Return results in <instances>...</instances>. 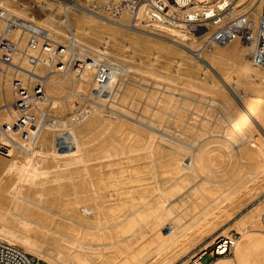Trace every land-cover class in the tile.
<instances>
[{
    "label": "bare ground",
    "instance_id": "bare-ground-1",
    "mask_svg": "<svg viewBox=\"0 0 264 264\" xmlns=\"http://www.w3.org/2000/svg\"><path fill=\"white\" fill-rule=\"evenodd\" d=\"M238 1L224 0L220 5H228L220 27L228 37L219 43L210 34L212 21L193 31L184 22L194 18L192 11L171 5L165 15L148 0L138 4L134 0H50L49 11L41 19L29 14L40 0H0V7L16 23L3 35L15 42L18 51L27 50L28 33L47 39L39 50H28L27 57L0 64V120L12 122L17 114L26 118L16 131L20 137L0 130V149L5 150L0 152V239L18 243L49 264H98L101 257L103 264H143L144 256L132 242L143 228L159 230L163 246L179 241L183 225L194 216L187 218L178 207L203 187L222 183L208 177L212 160L223 158L230 163L250 156L258 161L256 169L263 168L264 147L258 146L261 139L256 130L264 138V67L252 61L255 40H247L234 26H238L237 16L249 7L255 5L262 12L264 0ZM206 10L217 14L212 7L199 9ZM148 44L153 46L152 53L144 51L143 59L136 58L135 49L146 50ZM158 55L163 61L145 59ZM220 62L221 69L236 68V73L231 77L220 73L214 82L203 81ZM181 63H186L182 77L170 69ZM197 65L198 77L192 74ZM239 76L244 84L240 89ZM150 77L158 80L155 87L163 89L151 92L140 86V80ZM15 81L19 83L14 85ZM36 83L43 86V94L33 92ZM175 83L224 91L220 121L212 123L209 113L194 123L187 121L183 113L187 102L173 91ZM136 97L143 98L144 112L153 117L150 130L140 129L144 117L136 118L138 124L133 125L117 115L120 104ZM22 100L23 108L17 110L16 102ZM32 112L35 119L29 121L27 115ZM253 115L262 127L250 126ZM165 122L191 141H171L157 134L156 128ZM140 151L146 167L153 170L158 193L152 202L143 201L141 168L139 174L134 172L139 159L134 153ZM163 171L167 175L158 178ZM113 181L131 183L125 192L135 201L119 217L110 216L108 207ZM180 184L187 186L185 196L167 201V191ZM256 213L250 210L241 221L240 239L232 240L233 260L220 256L209 264H240L242 244L264 257V214L255 222ZM221 222L215 227L217 220H209L204 227L210 225L220 234L193 244L184 255L186 260L169 264L198 258L229 228H224L229 219ZM48 236L52 243L44 242ZM221 244L219 252L224 250Z\"/></svg>",
    "mask_w": 264,
    "mask_h": 264
},
{
    "label": "rangeland",
    "instance_id": "rangeland-1",
    "mask_svg": "<svg viewBox=\"0 0 264 264\" xmlns=\"http://www.w3.org/2000/svg\"><path fill=\"white\" fill-rule=\"evenodd\" d=\"M16 1H18L17 3H30L34 0ZM49 1L50 0H47V2L46 0H40L39 5L34 7L29 14L35 17L36 19H41L44 11H49ZM262 12H264V10ZM152 48V44H148L146 50H141L140 48L139 50L135 49L136 58L143 59V55L146 56V54L142 52L145 51V53L147 54L149 52L152 53ZM130 50H133V45ZM145 59H156L157 62L163 61V57H161L160 55L154 57L149 56ZM243 60L244 58L238 59L239 62H242ZM185 66L186 63L176 65L173 64L171 65L170 69L177 70L179 75L182 77L183 74H185L186 72ZM192 71V74L196 77H198L201 73L200 67L198 65L195 66ZM236 71V68L221 69L220 62L217 63L214 68L209 71L203 81L214 82L220 76V73L225 75V77H231L234 73H236ZM183 79H180L178 83H181ZM157 81L158 80L156 78L150 77L145 81L140 80L139 84L140 86L147 88L151 92L155 90L160 91L163 89L162 86H160L159 88L154 86V83ZM135 82H137V80H135ZM159 82H162L164 84L167 83V81L165 80H161ZM178 83L173 84V86L177 88V90L173 91L176 94H179L187 102V105L183 109L184 115H187L188 117L187 121L194 123L195 121H199L205 116H207L208 113L212 115V117H210L212 123L217 124L218 121H220V118L223 116L224 113V110L221 105L222 101L226 97L224 91L215 93L211 91L212 89L204 90L197 88H189L186 85H178ZM243 85V80L239 76L237 87L240 89L243 87ZM41 88L43 91V87ZM143 104V98L140 97L134 98L133 102L127 100L125 103L120 104V113L117 115L122 117V119L127 120L126 122L133 125L138 124L136 118L144 117L145 119L142 120L143 123L141 124V128L139 126L136 127L140 128L141 130L148 129V126H150L149 119L153 117H150L148 112H144ZM76 106L78 107L79 105ZM232 110L236 111L237 108H233ZM105 115H107V113ZM261 124L260 120L253 115L251 118L250 126L257 127ZM156 129L157 134L164 135L167 139L171 141H191L185 132L180 131L170 123L165 122ZM256 134H258L259 139H261V141L258 142V146L264 147V138L262 134L258 130H256ZM105 135H107V133ZM134 154L139 157V159L135 163V165L138 167H134L135 171H133L139 174V168H141V173L139 174V177H141L143 183V201H151L152 199L154 200L155 195L158 192L154 189L156 186L153 182V170L150 167H146V161L142 157L143 151ZM257 162V159H254L250 156H245L244 158L239 159L235 158L230 163H228V160L223 158H216L212 160L209 163L210 170H212V173L209 174L208 177L213 178L215 180H221L222 183L221 185L210 184L206 187H201L202 189L200 192L192 194L183 206L178 207L177 211L185 213L187 215V218L194 216V218H191V221H188L183 225L182 228L184 235L179 239V241L174 244L166 242V245L163 246L161 244V241H163L162 239L164 237L160 234L159 230L155 228L154 230L149 231L143 228V232L138 235V239H135V241L132 242L133 248H139V250L143 254V264H169L170 262H179L181 260H186L187 257H185L184 255L191 249L193 244L200 243L205 237H210L211 235H213V233L215 236L216 234H220V232L215 233L213 227L210 225H206L204 227V225L207 224V222L212 218H215V220H217L218 222L214 225L215 227H219L221 225L222 219L227 218L230 220L229 224L224 227L229 228L225 231L223 235L219 237L218 241H222V239H225L226 237H231L234 241H238L240 239L239 227L241 226V221L244 219L245 214L252 209H256L257 213L254 219L255 222H259L261 215L264 214V167L261 169H256ZM235 169H237L236 176L230 178V175L235 171ZM162 170H164V168H162ZM163 172L164 173L162 174H158V178L161 179L162 177H165L167 175L165 171ZM128 173H130V171ZM114 182L115 181L111 183L112 187H110L111 202L109 203L108 207L111 208L110 216L119 217V215L122 214L123 210L131 208L132 205L135 204V201H133L132 195H127L125 192L126 187H129L131 184L128 183L130 181L116 184H114ZM105 188L100 189V192L103 193ZM186 189L187 186L185 184H180V186L169 189L167 191V201L171 202L172 200H174L175 197L182 198L183 196H185L184 191ZM174 202L177 203L178 199H176ZM212 209L214 210L212 213H210L209 210ZM147 212L148 207L143 208V226L144 221L146 220L145 217ZM236 219L237 221H235ZM31 234L33 236L36 235L38 239H42L39 233L32 231ZM45 241L46 243H52L53 239L48 236L46 240H44V242ZM221 243H223V241ZM216 244L217 242L208 247L206 250H212ZM15 245L24 249L18 243H15ZM241 246L242 252L241 256L239 257L240 264L264 263V257H261L258 252L254 250L253 247L248 246L247 244H242ZM231 249L232 250L230 254L225 255L227 259H229V262H231L234 257V244H232ZM207 254L208 255L202 259L203 264H209L212 260L216 259L217 257H220L214 256L211 258V255L209 253ZM101 260L102 257L98 258L96 262L98 264H103L104 260Z\"/></svg>",
    "mask_w": 264,
    "mask_h": 264
},
{
    "label": "built area",
    "instance_id": "built-area-1",
    "mask_svg": "<svg viewBox=\"0 0 264 264\" xmlns=\"http://www.w3.org/2000/svg\"><path fill=\"white\" fill-rule=\"evenodd\" d=\"M143 0H134L135 4L140 3ZM152 5L159 11H164L165 15L169 7L172 5L175 10L185 11L190 10L194 13V18H186L185 23L188 24L189 28L193 31L198 30L201 27V24L206 21H212V27L210 34L214 36L217 42L223 43L227 37L228 33L221 30L223 22L226 20L225 16L227 14V7L221 8L220 5L224 0H148ZM235 0H229V2H234ZM238 1V0H237ZM239 2V1H238ZM236 2V4H238ZM204 6L207 9L213 8L217 11V14H212L210 10L199 11V9ZM169 17V16H168ZM228 16L227 18H229ZM233 21V20H232ZM238 26H236V22ZM234 22V28L236 31L240 32L247 40H255V47L253 50L252 61L260 67H264V12H257L256 6H251L248 10L239 16H237ZM233 23V22H231ZM16 23L13 18H9L3 8L0 7V64L14 63L15 61L20 60V58L27 57L28 50L37 51L44 43L47 41L42 35L36 33H28L27 40V50L18 51L15 46V42H11L6 36L3 35V32L6 28H14ZM7 48L9 52H6L4 49ZM1 71V68H0ZM14 85L18 84L19 81L13 82ZM40 83H36L33 86V92L37 95L43 94ZM38 93V91H40ZM24 96V95H23ZM24 101L16 102V105L19 107L17 110L22 109ZM12 105H15V103ZM28 120L33 121L34 113H29ZM26 118H21L20 116H15V120L12 122H7L0 120V130L5 131V133L12 135L17 138L20 137L19 131L24 126L22 123ZM1 153H4V148L0 149ZM232 238L226 237L222 239L225 244L224 250L218 251V248L222 245L221 240L217 241V244L212 250H206L198 258H190L184 264H203L202 259L207 253L212 257L214 256H225L230 254L232 248ZM223 251V252H222ZM0 264H49L44 260L40 259L37 256L25 252L22 248L18 247L15 244H10L2 239H0Z\"/></svg>",
    "mask_w": 264,
    "mask_h": 264
},
{
    "label": "crops",
    "instance_id": "crops-1",
    "mask_svg": "<svg viewBox=\"0 0 264 264\" xmlns=\"http://www.w3.org/2000/svg\"><path fill=\"white\" fill-rule=\"evenodd\" d=\"M208 254H206L205 256H207ZM205 256H203V258L205 257ZM211 258H212V256H210ZM211 258H210V260H211ZM210 262V261H209Z\"/></svg>",
    "mask_w": 264,
    "mask_h": 264
}]
</instances>
